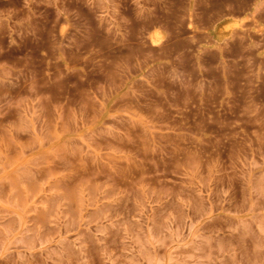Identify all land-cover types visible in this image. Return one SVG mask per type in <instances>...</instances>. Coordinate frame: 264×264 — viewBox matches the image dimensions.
I'll return each mask as SVG.
<instances>
[{"label":"clouds","instance_id":"clouds-1","mask_svg":"<svg viewBox=\"0 0 264 264\" xmlns=\"http://www.w3.org/2000/svg\"><path fill=\"white\" fill-rule=\"evenodd\" d=\"M0 264H264V0H0Z\"/></svg>","mask_w":264,"mask_h":264},{"label":"rangeland","instance_id":"rangeland-1","mask_svg":"<svg viewBox=\"0 0 264 264\" xmlns=\"http://www.w3.org/2000/svg\"><path fill=\"white\" fill-rule=\"evenodd\" d=\"M221 28L224 30L225 33H227L230 31L231 26L227 22H225L224 24H221L219 26V28L217 29V32H219ZM198 35L203 36V35H207V34L206 33H199Z\"/></svg>","mask_w":264,"mask_h":264}]
</instances>
